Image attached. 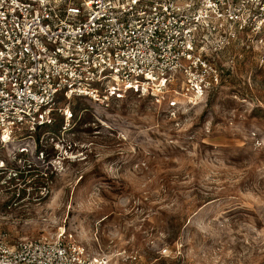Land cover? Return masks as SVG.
<instances>
[{
	"label": "rangeland",
	"instance_id": "374dc122",
	"mask_svg": "<svg viewBox=\"0 0 264 264\" xmlns=\"http://www.w3.org/2000/svg\"><path fill=\"white\" fill-rule=\"evenodd\" d=\"M213 58L204 99H62L69 122L0 149L8 243L64 232L110 264H264V49Z\"/></svg>",
	"mask_w": 264,
	"mask_h": 264
},
{
	"label": "built area",
	"instance_id": "2783aa9c",
	"mask_svg": "<svg viewBox=\"0 0 264 264\" xmlns=\"http://www.w3.org/2000/svg\"><path fill=\"white\" fill-rule=\"evenodd\" d=\"M240 40L264 49V0H0V149L69 122L62 99H204L221 82L213 57ZM110 263L64 232L0 233V264Z\"/></svg>",
	"mask_w": 264,
	"mask_h": 264
}]
</instances>
